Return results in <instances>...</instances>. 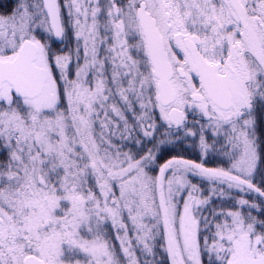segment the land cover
Listing matches in <instances>:
<instances>
[{
	"label": "snow or ice",
	"instance_id": "obj_1",
	"mask_svg": "<svg viewBox=\"0 0 264 264\" xmlns=\"http://www.w3.org/2000/svg\"><path fill=\"white\" fill-rule=\"evenodd\" d=\"M0 264H264V0H0Z\"/></svg>",
	"mask_w": 264,
	"mask_h": 264
}]
</instances>
